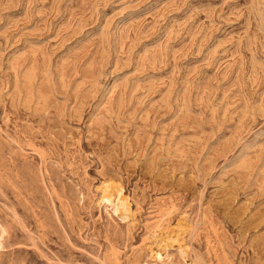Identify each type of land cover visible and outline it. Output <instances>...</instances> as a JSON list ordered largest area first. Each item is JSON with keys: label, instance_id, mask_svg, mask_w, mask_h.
I'll return each mask as SVG.
<instances>
[{"label": "rangeland", "instance_id": "obj_1", "mask_svg": "<svg viewBox=\"0 0 264 264\" xmlns=\"http://www.w3.org/2000/svg\"><path fill=\"white\" fill-rule=\"evenodd\" d=\"M0 264H264V0H0Z\"/></svg>", "mask_w": 264, "mask_h": 264}, {"label": "bare ground", "instance_id": "obj_2", "mask_svg": "<svg viewBox=\"0 0 264 264\" xmlns=\"http://www.w3.org/2000/svg\"><path fill=\"white\" fill-rule=\"evenodd\" d=\"M120 190L118 189H112L109 185L105 184L104 188H101L100 190V199L103 202L106 203H112V200L114 198V205L118 206L119 208L120 204H118ZM122 206V205H121Z\"/></svg>", "mask_w": 264, "mask_h": 264}]
</instances>
